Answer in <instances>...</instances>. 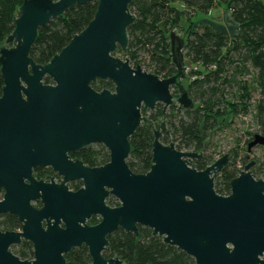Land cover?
I'll use <instances>...</instances> for the list:
<instances>
[{
  "label": "water",
  "instance_id": "95a60500",
  "mask_svg": "<svg viewBox=\"0 0 264 264\" xmlns=\"http://www.w3.org/2000/svg\"><path fill=\"white\" fill-rule=\"evenodd\" d=\"M88 1H95L96 9L87 25L46 63H36L29 51L38 28ZM130 2L22 0L18 7L14 28L0 45V143L15 152L32 151V161L51 164L64 181L81 178L83 187L70 191L64 181L8 187L0 212L16 214L22 233L0 230V264H64L62 253L79 245L87 248L91 264H123L118 256L104 259L101 251L109 233L120 227L137 234V225L150 228L195 264H264V182L247 171L251 163L230 179L227 195L219 194L213 179L228 166L229 154L196 169L191 160L200 159L203 149L178 150L173 141L161 140L169 135L162 120L152 127L149 169L135 173L129 168V137L148 120L142 107L150 112L160 103L163 113L169 106L179 113L195 104L182 83L185 40L174 30L168 39L176 71L169 77L115 55L127 50V28L135 20ZM45 76L50 83L43 82ZM96 78L110 80L113 88L95 90L91 82ZM93 142L108 150L105 164L86 167L68 160L66 152ZM257 144L264 145V134H254L247 149ZM108 194L118 205L105 203ZM39 195L43 206L34 209L28 200ZM92 216L99 221L90 225ZM20 236L33 245L31 261L8 250Z\"/></svg>",
  "mask_w": 264,
  "mask_h": 264
},
{
  "label": "trees",
  "instance_id": "16d2710c",
  "mask_svg": "<svg viewBox=\"0 0 264 264\" xmlns=\"http://www.w3.org/2000/svg\"><path fill=\"white\" fill-rule=\"evenodd\" d=\"M22 0H0V45L14 28L13 18L18 14ZM222 5L230 12L236 24V32L228 33L209 25H193L189 11L208 12L216 5ZM96 9L95 1L69 7L61 16L51 19L40 26L29 55L36 63H46L55 53L65 46L71 37L82 30ZM129 10L135 20L127 28L128 44L126 57L132 66L144 62L145 70L160 77H169L175 73L171 62L168 33L171 29L179 30L184 38V56L189 62L185 87L194 100L193 109H184L177 113L169 106L167 113L162 112L157 103L153 111L147 115V122H142L129 137L130 152L126 159L129 168L135 173L146 172L151 164L152 127H156L158 119H166L171 141L178 150L200 152L204 138L215 126L216 117L224 112L222 105L233 111L238 106L246 109L248 84L237 81L239 102L226 98L224 86L232 79L228 68L233 65L239 74L247 71L245 63L256 69L257 86L264 92V0H131ZM188 21L186 27L181 26V19ZM117 52H120L119 50ZM44 83H50L48 76ZM3 84L0 73V86ZM91 86L96 90L112 89L110 80L94 79ZM173 97L177 90L172 88ZM258 110H263L258 105ZM146 113L144 107L141 108ZM264 120L262 121V123ZM164 142L167 137L164 136ZM100 160L108 159L107 154H100ZM206 161L195 160L193 167L200 170ZM235 175L234 169L224 168L214 179V189L219 194H227L229 181ZM109 205L116 201L107 200ZM94 217L88 220L95 223ZM17 225L15 218H4L0 222L1 229L13 228ZM137 234L118 227L108 234V248L105 255L118 256L124 264H195L192 257L175 246L166 244L158 235H152L151 229L137 225ZM89 256L84 246L73 249L68 255L67 264H87Z\"/></svg>",
  "mask_w": 264,
  "mask_h": 264
},
{
  "label": "flooded vegetation",
  "instance_id": "af4514ba",
  "mask_svg": "<svg viewBox=\"0 0 264 264\" xmlns=\"http://www.w3.org/2000/svg\"><path fill=\"white\" fill-rule=\"evenodd\" d=\"M1 95H2V85L0 86V96ZM259 134H262V135L264 134V122L262 123V128ZM3 146L4 145L1 142L0 143V201L3 200L8 187H14V188L19 189L22 187L23 188L30 187L33 185V183L35 184L36 183H42V184L53 183V184L58 185L62 181H64V175L59 174L58 171L54 170L51 164L49 163L37 164L34 161H32L30 157V153L32 151L15 152L12 150L13 148L4 149ZM251 150H252V147L250 149L246 148L243 154L239 156V163L242 166V169L240 170L235 168V165L233 164L231 152H227L229 154V164L225 168L234 169L235 175L233 177H235L239 174L240 171L244 169V166L246 164L251 163L247 171L251 174L253 179H260L264 182V162L262 161V159L257 157V155H251ZM100 154L102 155L107 154L108 159L104 160L105 158H102L100 160V157H99ZM66 156L68 160H71V161L78 160L82 163L83 166H86V167H97V166L105 164L109 160V152L106 149V147L100 142L89 143L86 146L79 148L75 151H68L66 152ZM201 156L202 157L200 159L198 158L192 159L191 165L193 164L195 160L207 161V165L210 164L211 161H213L207 158V156L203 155L202 153H201ZM209 160L210 162L208 163ZM220 172L214 175V179ZM64 184L67 186L68 190L76 191L80 189L81 187H83V180L81 178H70V179L65 180ZM38 192L39 194H41V190H39ZM109 198L114 199L116 203L113 205H109L107 203V200ZM104 201L109 206L118 205V200L112 194H108L105 197ZM28 202H29V205L33 207L34 209H40L43 206L42 198L40 195L37 197H30ZM7 217L15 218L17 225L13 228H8V229L0 228V230L4 232L11 231L15 233H22V228H21L22 223L19 221L18 216L12 212H0V222L4 218H7ZM92 217L95 218L96 220L95 223L99 221L98 216H92ZM88 220H87V223H88ZM42 224H44V221L42 222ZM93 224H90V225H93ZM60 225L63 226L62 223H60ZM108 245H109V242H108ZM83 247L84 245L75 246V247H72L69 251L62 253L64 264H67L68 255L73 249H80ZM107 248L108 246L104 250L101 251V256L104 259H108L110 257L115 256V255L113 256L105 255L104 251ZM8 250L13 255L17 256L20 260L31 261L34 257L32 243L30 242V240L25 239L21 236L18 242L12 243L8 246ZM87 254L89 256V262L87 264H91V257L88 253V250H87ZM261 257H263L262 259H264V253Z\"/></svg>",
  "mask_w": 264,
  "mask_h": 264
},
{
  "label": "rangeland",
  "instance_id": "374dc122",
  "mask_svg": "<svg viewBox=\"0 0 264 264\" xmlns=\"http://www.w3.org/2000/svg\"><path fill=\"white\" fill-rule=\"evenodd\" d=\"M171 30H174L181 36L179 30ZM115 55L122 58L126 57L125 53L122 52H116ZM184 60L187 64L186 74L188 75V68L190 65L185 56ZM142 67L147 68L144 62H142ZM245 67L247 71L242 72L241 74L234 70L233 65L228 68V74H231L232 79L224 86V96L226 98H230V100L239 102L238 99H236L240 95L236 82L239 80L245 81L248 84L246 109L243 110L242 106L239 105L237 110L233 111L224 107V105L221 106L223 107L224 112L216 117L215 126L208 131L207 136L203 141V155L207 156V158L211 160L220 157L226 152H231L233 164L236 165L239 163V156H241L246 150L248 142H250L253 135L259 133L262 128L264 111L258 110V105L264 108V92L261 91L259 86H257V83H255L256 79L254 80V78L256 77V69L253 68L249 63H245ZM182 83L185 85L186 79L183 80ZM168 110L169 107L166 108L165 113H167ZM148 113L149 111H146L145 114H142L147 116ZM166 119L167 118L164 119L163 117H160L158 119V123L162 120L167 122ZM166 127L169 131L167 124ZM164 136L167 137V141L171 140L170 133L169 135H163L161 140H163ZM251 155H257V157L262 159L264 162V145L257 144L253 146ZM209 162L210 160L208 163ZM205 163V165H207V161Z\"/></svg>",
  "mask_w": 264,
  "mask_h": 264
},
{
  "label": "crops",
  "instance_id": "0c3cea01",
  "mask_svg": "<svg viewBox=\"0 0 264 264\" xmlns=\"http://www.w3.org/2000/svg\"><path fill=\"white\" fill-rule=\"evenodd\" d=\"M189 13L193 25H209L215 29L228 33L230 36L236 32V24L232 21L230 12L224 10L223 6L220 4L211 8L208 12H196L190 10ZM180 24L184 27L188 25V21L185 17L181 19Z\"/></svg>",
  "mask_w": 264,
  "mask_h": 264
},
{
  "label": "built area",
  "instance_id": "2783aa9c",
  "mask_svg": "<svg viewBox=\"0 0 264 264\" xmlns=\"http://www.w3.org/2000/svg\"><path fill=\"white\" fill-rule=\"evenodd\" d=\"M241 167H242V166L240 165V163H237V164L235 165V168H236V169H239V170H240ZM261 258H263V257H261Z\"/></svg>",
  "mask_w": 264,
  "mask_h": 264
}]
</instances>
